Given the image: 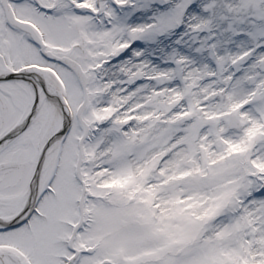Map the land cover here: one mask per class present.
<instances>
[{"label": "snow or ice", "instance_id": "obj_1", "mask_svg": "<svg viewBox=\"0 0 264 264\" xmlns=\"http://www.w3.org/2000/svg\"><path fill=\"white\" fill-rule=\"evenodd\" d=\"M0 264H264V0H0Z\"/></svg>", "mask_w": 264, "mask_h": 264}]
</instances>
